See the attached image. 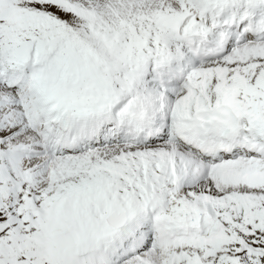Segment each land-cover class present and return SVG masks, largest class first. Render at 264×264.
Masks as SVG:
<instances>
[{
	"label": "snow or ice",
	"instance_id": "1",
	"mask_svg": "<svg viewBox=\"0 0 264 264\" xmlns=\"http://www.w3.org/2000/svg\"><path fill=\"white\" fill-rule=\"evenodd\" d=\"M0 264H264V0H0Z\"/></svg>",
	"mask_w": 264,
	"mask_h": 264
}]
</instances>
